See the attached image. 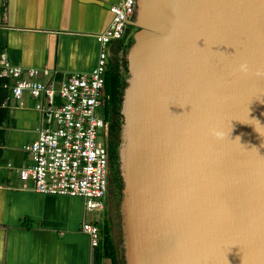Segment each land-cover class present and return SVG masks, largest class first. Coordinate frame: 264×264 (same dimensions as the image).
<instances>
[{
  "label": "water",
  "instance_id": "95a60500",
  "mask_svg": "<svg viewBox=\"0 0 264 264\" xmlns=\"http://www.w3.org/2000/svg\"><path fill=\"white\" fill-rule=\"evenodd\" d=\"M125 23L119 264H264V0H136Z\"/></svg>",
  "mask_w": 264,
  "mask_h": 264
},
{
  "label": "crops",
  "instance_id": "0c3cea01",
  "mask_svg": "<svg viewBox=\"0 0 264 264\" xmlns=\"http://www.w3.org/2000/svg\"><path fill=\"white\" fill-rule=\"evenodd\" d=\"M121 2L0 0V64L7 59L24 70H47L57 82L91 71L100 52L97 35L112 21L111 7ZM40 80L51 79L42 76ZM4 89L6 95L0 99V264H112L108 258L101 259L98 251L102 232L100 243L92 247L83 231L88 211L81 198L22 187L19 171L33 162L24 147L37 139L43 120L35 109V98L25 93L21 106L11 88ZM105 222L113 241L110 221Z\"/></svg>",
  "mask_w": 264,
  "mask_h": 264
},
{
  "label": "built area",
  "instance_id": "2783aa9c",
  "mask_svg": "<svg viewBox=\"0 0 264 264\" xmlns=\"http://www.w3.org/2000/svg\"><path fill=\"white\" fill-rule=\"evenodd\" d=\"M136 0H122L111 7L112 21L97 35L100 52L96 66L83 74H71L60 82L47 70L27 69L4 59L0 79L21 106L25 93L37 100L42 125L38 137L24 147L32 164L19 171L22 187L42 194L81 198L86 211H103L108 194L107 124L101 115L110 42L120 39L131 20ZM42 76L51 80H40ZM33 185H29V183ZM31 187V188H30ZM92 247L98 246L101 230L83 222Z\"/></svg>",
  "mask_w": 264,
  "mask_h": 264
},
{
  "label": "trees",
  "instance_id": "16d2710c",
  "mask_svg": "<svg viewBox=\"0 0 264 264\" xmlns=\"http://www.w3.org/2000/svg\"><path fill=\"white\" fill-rule=\"evenodd\" d=\"M136 28L127 26L123 37L119 40L117 53L109 61L105 73V85L103 91V105L101 115L104 120L109 123L110 134L114 139V158L118 162V146L120 142V131L123 124V115L121 113L123 94L127 86L126 79L128 77V60L127 54L130 46L134 42ZM3 80L0 79V99L6 95V90L3 88ZM123 181L121 175H116L115 185L122 187ZM98 225V224H97ZM103 235V243L98 247L101 259L108 258L112 264H119L118 253L115 250L111 238L110 228L106 222L98 225Z\"/></svg>",
  "mask_w": 264,
  "mask_h": 264
},
{
  "label": "flooded vegetation",
  "instance_id": "af4514ba",
  "mask_svg": "<svg viewBox=\"0 0 264 264\" xmlns=\"http://www.w3.org/2000/svg\"><path fill=\"white\" fill-rule=\"evenodd\" d=\"M106 122V121H105ZM107 134L104 138V143L106 144L108 151H109V198H110V194L112 193L113 187L115 186V182H116V175L119 173L120 174V144H121V137H120V142H119V146H118V162H115V158H114V137L112 134H110V126L109 123H107ZM120 135H121V131H120ZM121 175V174H120Z\"/></svg>",
  "mask_w": 264,
  "mask_h": 264
},
{
  "label": "rangeland",
  "instance_id": "374dc122",
  "mask_svg": "<svg viewBox=\"0 0 264 264\" xmlns=\"http://www.w3.org/2000/svg\"><path fill=\"white\" fill-rule=\"evenodd\" d=\"M104 211H105V213H104ZM87 213H88L87 214V221L89 223L103 224L105 221H110L109 220V213H108V194H107L106 208L103 211H88Z\"/></svg>",
  "mask_w": 264,
  "mask_h": 264
},
{
  "label": "bare ground",
  "instance_id": "6f19581e",
  "mask_svg": "<svg viewBox=\"0 0 264 264\" xmlns=\"http://www.w3.org/2000/svg\"><path fill=\"white\" fill-rule=\"evenodd\" d=\"M123 35H124V34H123ZM122 37H123V36H122ZM122 37H121V38H122ZM121 38H120V39H121ZM108 63H109V62H108Z\"/></svg>",
  "mask_w": 264,
  "mask_h": 264
}]
</instances>
